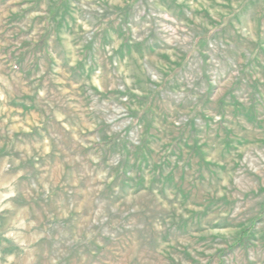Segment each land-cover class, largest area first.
<instances>
[{"label":"rangeland","instance_id":"374dc122","mask_svg":"<svg viewBox=\"0 0 264 264\" xmlns=\"http://www.w3.org/2000/svg\"><path fill=\"white\" fill-rule=\"evenodd\" d=\"M0 264H264V0H0Z\"/></svg>","mask_w":264,"mask_h":264},{"label":"trees","instance_id":"16d2710c","mask_svg":"<svg viewBox=\"0 0 264 264\" xmlns=\"http://www.w3.org/2000/svg\"><path fill=\"white\" fill-rule=\"evenodd\" d=\"M250 227H248L247 229H245L244 231H242L238 237V239L235 241V245L238 244V242H240L249 232Z\"/></svg>","mask_w":264,"mask_h":264}]
</instances>
